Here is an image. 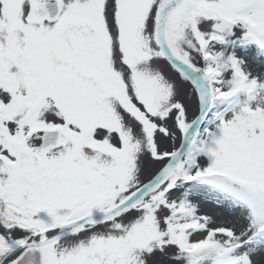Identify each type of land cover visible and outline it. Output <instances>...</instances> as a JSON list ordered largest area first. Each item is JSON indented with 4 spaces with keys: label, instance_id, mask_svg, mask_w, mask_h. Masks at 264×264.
I'll list each match as a JSON object with an SVG mask.
<instances>
[{
    "label": "snow or ice",
    "instance_id": "snow-or-ice-1",
    "mask_svg": "<svg viewBox=\"0 0 264 264\" xmlns=\"http://www.w3.org/2000/svg\"><path fill=\"white\" fill-rule=\"evenodd\" d=\"M0 264H264V0H0Z\"/></svg>",
    "mask_w": 264,
    "mask_h": 264
}]
</instances>
